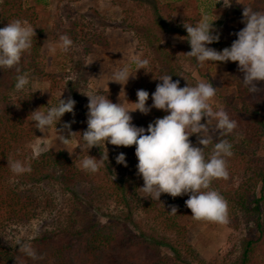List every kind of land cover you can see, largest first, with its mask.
Masks as SVG:
<instances>
[{
  "label": "rangeland",
  "instance_id": "rangeland-1",
  "mask_svg": "<svg viewBox=\"0 0 264 264\" xmlns=\"http://www.w3.org/2000/svg\"><path fill=\"white\" fill-rule=\"evenodd\" d=\"M2 0H0L1 4ZM26 6H31L34 13L32 20L27 22L37 30L43 32V61L45 73L36 78L29 77L30 84L23 91L47 89L39 92V100L35 109L47 107L48 102L55 104L59 94L62 98L71 96L75 101L74 113H65L57 128H63L65 122L70 123V131L77 132L67 143H61L57 137L55 126L46 133L35 128V137L25 147L28 157H36L44 152L64 151L78 167L83 158L88 155L99 158V146H93L89 152L83 145L81 134L87 128L86 114L88 97L84 93L101 90V94L108 96L112 102L119 101V95L125 93L127 106L131 107L137 99L138 89L149 92L147 104L152 103L151 93L155 91L160 81L158 76L172 74V79H179L183 87L187 83L195 85L197 81L213 83L216 95L210 101L214 110L223 108L229 116L236 120L237 127L226 139L237 151L246 146L249 134H255L253 147L245 149L246 155L264 158V81L258 82L261 89L250 94L244 87L243 73L238 70V62L218 63L208 62L204 66H196L195 58L186 53L191 50L183 27L184 22L195 24L200 17L201 8L207 6L211 12L215 0H24ZM244 5L254 10L264 11V0H240L225 7L221 0L216 5L212 18L218 17L213 23L220 33V39L210 47L222 50L230 47L237 39L236 32L245 25L242 23ZM176 6L179 10L173 11ZM7 24L1 23L0 26ZM67 34L73 40V46L64 52L57 48L53 55L49 52L50 45H56L59 36ZM106 37L109 43L105 46L93 45V39ZM92 44V49L89 45ZM139 55L149 60L146 71L138 70L135 78H130L126 85L107 81L115 68L130 64L133 56ZM228 74V75H227ZM183 76V77H182ZM188 81H186L185 79ZM122 91V92H121ZM158 109L152 108L145 115L138 110L131 113L135 125L140 120L149 117ZM253 121L257 133L249 125ZM202 122H204L202 120ZM65 129L63 134H68ZM215 138V137H214ZM190 139L197 144L194 134ZM83 145V150L77 146ZM201 146L202 145H198ZM108 150V163L93 175L79 179L72 185V192L63 190L52 183L46 186L50 203L30 222H17L8 225L1 233V241L6 245L17 244L18 241L30 242L45 231L56 230L57 226H66L70 221L83 224L90 218L98 217L105 220L113 215H119L121 210L111 196L112 186L116 183L124 184L130 189V197L134 205L132 219L149 234L164 236L163 226L154 219L153 215L143 209V201L150 200L140 187L143 186L142 176L137 173L138 163L135 147L132 152L128 147L105 145ZM233 151V150H232ZM125 153L127 167L117 164L115 157ZM71 153V154H70ZM245 156V155H244ZM227 159L229 176L223 179L221 187L237 188L241 184L242 176L248 165L243 156L233 153ZM255 164L251 168H254ZM82 169V168H81ZM251 170V169H250ZM118 183V184H119ZM129 185V186H128ZM113 214V215H109ZM187 240L193 246L197 257L192 258L197 264H236L242 254V244L245 238L255 229L251 223L238 215L232 206L228 205V222L220 224L205 220L188 218ZM67 229V228H66ZM65 229V230H66ZM168 237L178 242L177 234L168 232ZM172 242V241H171ZM170 252V249L164 247ZM187 254V253H186Z\"/></svg>",
  "mask_w": 264,
  "mask_h": 264
},
{
  "label": "clouds",
  "instance_id": "clouds-1",
  "mask_svg": "<svg viewBox=\"0 0 264 264\" xmlns=\"http://www.w3.org/2000/svg\"><path fill=\"white\" fill-rule=\"evenodd\" d=\"M220 2L215 0L211 12L207 6L202 7L195 24L184 22L187 36L180 39L187 40L191 48L186 54L195 58L201 67L208 62L216 65L238 62V70L243 73L241 80L244 87L249 95L257 93L261 90L258 82L264 81V11L244 5L242 23L245 26L235 33L237 39L230 47L217 50L209 45L220 39V33L213 23L218 17L216 15V18H212ZM222 2L223 6L228 7L233 0ZM236 2L240 3V0ZM34 29L21 19L12 20L0 27V70L16 69L14 88L17 92H22L30 84L29 74L22 73L19 64L22 56L33 46V38L36 36ZM72 46L73 40L64 34L59 36L58 44L50 45L48 50L54 55L57 48L67 52ZM129 63L135 67L124 65L115 68L107 83L112 81L126 85L130 78H135L138 70L146 71L149 60L136 55L131 57ZM157 78L160 82L151 93L150 105L147 104L149 92L144 89L137 90V99L131 102V107L126 104L128 100L124 92L123 96L120 93L119 101L115 103L101 94L99 89L84 93L88 97V104L87 128L80 132L83 145L87 146L88 152L93 146L103 147L106 151L99 158L91 155L83 158L80 167L95 173L105 161L108 163L106 143L124 147L135 145L138 160L136 168L144 182L140 187L144 197L160 201L162 194H169L173 198L188 195L185 205L191 210L194 219L225 224L228 222L227 201L210 185L215 179H227L229 176L226 158L233 155V145L226 137L237 127V122L223 108L213 109L210 101L217 91L213 83L199 80L194 86L187 83L181 87L180 80H173L172 74H163ZM36 90L43 92L47 89H35L34 92ZM63 91L55 104L48 102L46 108L41 106L29 115L35 128L46 133L55 126L57 139L67 143L77 132L70 131L68 122L61 129L57 128V124L65 113L75 115L76 101L71 96L62 98ZM152 108L163 110L166 114L150 122L147 128L132 122V112L138 110L147 115ZM65 129L69 130L67 135L63 134ZM194 134L197 144L202 147L190 139ZM83 145L77 146L83 150ZM209 145H212V150L206 155L205 150ZM115 160L117 164L127 167L125 153L116 155ZM8 164L16 174L31 171V166L20 160H9ZM169 212L177 214V208L172 206ZM17 244L25 255L38 258L30 242L18 241Z\"/></svg>",
  "mask_w": 264,
  "mask_h": 264
},
{
  "label": "trees",
  "instance_id": "trees-1",
  "mask_svg": "<svg viewBox=\"0 0 264 264\" xmlns=\"http://www.w3.org/2000/svg\"><path fill=\"white\" fill-rule=\"evenodd\" d=\"M171 10L179 8L173 6ZM34 13L24 0H2L0 24H8L15 19L32 20ZM34 31L33 46L22 56L19 64L21 72H27L32 78L45 73L43 32ZM98 39L100 42L93 39V45L105 46L109 43L106 37ZM89 46L92 49V44ZM16 76L15 68L0 70V235L8 225L30 222L43 212L45 202L50 203L46 192L48 184L53 182L63 190L72 192V185L79 179L96 173L78 168L64 151H48L32 158L26 156L25 147L35 137V125L29 114L35 110L39 92H17L14 88ZM165 114L158 109L140 120L137 126L147 128L150 122ZM249 125L254 129L252 133H257L259 125L255 128L253 121ZM256 138L255 134L250 133L248 143L244 141L246 146L242 150L232 148V152L243 156L242 160L248 165L239 187H221L223 178L213 180L210 185L255 229L245 238L240 260L236 264H264V158L259 160V156L251 154L252 150L250 156L244 154L245 149L253 147ZM133 147L135 145L129 147L128 151L132 152ZM211 150L212 145H209L205 154L209 155ZM9 160H20L30 165L31 171L16 174L11 171ZM253 164L255 166L251 168ZM127 180L124 184L114 182L112 186L111 196L121 210L119 215L109 213L113 216L105 220L90 218L83 224L72 220L66 226L45 231L30 241L37 252L36 259L20 251L18 244L5 245L0 237V264H197L192 258L198 255L187 240V221L191 210L186 207L185 201L189 196L173 198L169 194H162L160 201L138 198L136 201H143V209L152 214L165 231L164 236L149 234L134 224L133 209L138 205L132 202ZM172 206L177 208V214L169 212ZM169 231L177 234L178 242L168 237Z\"/></svg>",
  "mask_w": 264,
  "mask_h": 264
}]
</instances>
